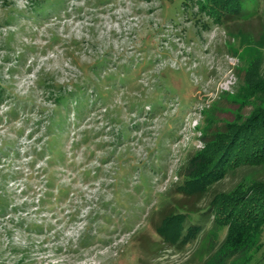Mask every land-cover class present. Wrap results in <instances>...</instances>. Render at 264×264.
<instances>
[{
    "label": "rangeland",
    "instance_id": "obj_1",
    "mask_svg": "<svg viewBox=\"0 0 264 264\" xmlns=\"http://www.w3.org/2000/svg\"><path fill=\"white\" fill-rule=\"evenodd\" d=\"M240 7L228 23L198 0H0V264H264V233L228 251L201 215L190 242L157 230L199 202L186 157L259 104L264 0ZM255 179L264 165L200 204Z\"/></svg>",
    "mask_w": 264,
    "mask_h": 264
},
{
    "label": "trees",
    "instance_id": "obj_2",
    "mask_svg": "<svg viewBox=\"0 0 264 264\" xmlns=\"http://www.w3.org/2000/svg\"><path fill=\"white\" fill-rule=\"evenodd\" d=\"M187 2L191 0H182ZM198 2L203 12L210 11L223 22L233 21L242 12L241 0ZM249 79L259 104L249 117L226 124L217 135L206 140L204 149L186 157L180 170L183 178L180 191L193 195L199 202L172 204L157 226L164 242L167 237H175L180 244L196 238L203 230V224L194 219L198 215L203 217L201 220L212 221L211 235L220 238L221 232L226 231L222 245L228 251H239L252 237L263 235L264 179L241 180L230 189L213 194L206 204H200L219 181L245 167L264 165V79L254 67L249 71Z\"/></svg>",
    "mask_w": 264,
    "mask_h": 264
}]
</instances>
